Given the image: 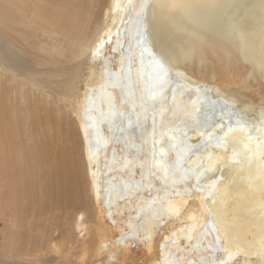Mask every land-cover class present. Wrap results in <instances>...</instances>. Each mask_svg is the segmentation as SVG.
I'll return each mask as SVG.
<instances>
[{
  "label": "bare ground",
  "instance_id": "1",
  "mask_svg": "<svg viewBox=\"0 0 264 264\" xmlns=\"http://www.w3.org/2000/svg\"><path fill=\"white\" fill-rule=\"evenodd\" d=\"M137 252L264 264V0H0V264Z\"/></svg>",
  "mask_w": 264,
  "mask_h": 264
},
{
  "label": "rangeland",
  "instance_id": "2",
  "mask_svg": "<svg viewBox=\"0 0 264 264\" xmlns=\"http://www.w3.org/2000/svg\"><path fill=\"white\" fill-rule=\"evenodd\" d=\"M82 87H84L85 85L84 84H82L81 85ZM73 118L75 119V121L73 120ZM73 118H72V121L70 120V125L72 126V131H74V133L76 134V136H77V140H78V142H79V145H80V149H81V151H80V153H81V156H82V159H83V161H85L84 160V147H83V141H82V138H81V135H80V131H79V122H78V120L76 119V117L75 116H73ZM74 123V124H73ZM77 123V124H76ZM75 128V129H74ZM84 168H85V170H86V165H84ZM87 181V182H86ZM86 184L88 185L90 182L88 181V178L86 179ZM139 252H137V254H134V256H133V263L135 264H139L141 261H142V259H141V257H140V261H139ZM136 261V262H135ZM11 263H13V260H11V259H9L8 260V262H7V264H11ZM133 263H131V264H133Z\"/></svg>",
  "mask_w": 264,
  "mask_h": 264
}]
</instances>
